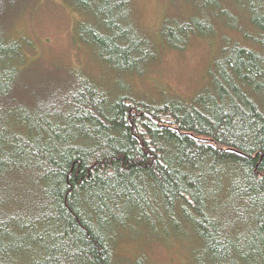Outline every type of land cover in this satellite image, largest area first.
Wrapping results in <instances>:
<instances>
[{"label":"trees","instance_id":"trees-1","mask_svg":"<svg viewBox=\"0 0 264 264\" xmlns=\"http://www.w3.org/2000/svg\"><path fill=\"white\" fill-rule=\"evenodd\" d=\"M25 1L0 0V264H113L117 228L150 207L154 226L161 207L190 221L212 264H264V0H183L200 29L186 7L163 22L167 39L236 26L252 43L221 33L214 92L164 101L105 89V76L81 69L27 64L31 42L15 26ZM65 1L108 69L130 73L156 51L131 0ZM241 8L256 33L241 26Z\"/></svg>","mask_w":264,"mask_h":264},{"label":"rangeland","instance_id":"rangeland-1","mask_svg":"<svg viewBox=\"0 0 264 264\" xmlns=\"http://www.w3.org/2000/svg\"><path fill=\"white\" fill-rule=\"evenodd\" d=\"M64 1H25L26 6L21 9L15 26L17 33L31 42L26 48L27 64L32 60L51 62L81 69L86 76H105V89L124 91L133 97L142 96L144 101H164L173 97L189 100L203 90L213 93L216 86L210 71L213 61L221 55L224 42L220 39L221 33L231 35L232 41L239 40L246 45L252 43L249 38L242 36L241 29L234 26L205 34L194 32L184 44H180L175 39L169 40L163 36L162 25L167 17L176 16L181 9L185 13L188 7L192 23H195L196 29H200L198 25L202 24V16L190 2L186 4L183 0H131L132 20L136 19L137 26L155 38L157 48L143 65L140 61L134 62L137 66H133L130 73H118L117 68L108 69L95 58L92 51L95 48L88 39L83 42L76 35V24L84 15ZM207 1L200 0L196 3L201 5ZM210 10L218 11L214 6ZM240 10L245 17L241 26L248 32L256 33L257 28L246 20L247 11L243 8ZM116 75H121V88L113 81ZM147 211L148 217L128 218L124 226L117 228L119 233L114 244L113 264H212L204 259L202 241L194 232L190 221L179 215L176 221L163 217L164 210L161 207L159 215L163 221L156 222L158 225L155 223L154 226L150 218L154 217L156 210L150 207Z\"/></svg>","mask_w":264,"mask_h":264}]
</instances>
